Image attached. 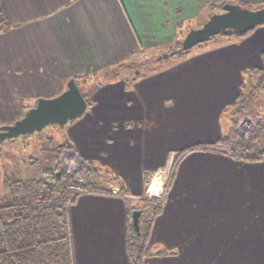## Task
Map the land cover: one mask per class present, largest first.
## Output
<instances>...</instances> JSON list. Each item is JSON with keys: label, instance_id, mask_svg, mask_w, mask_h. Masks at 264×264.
<instances>
[{"label": "crops", "instance_id": "crops-1", "mask_svg": "<svg viewBox=\"0 0 264 264\" xmlns=\"http://www.w3.org/2000/svg\"><path fill=\"white\" fill-rule=\"evenodd\" d=\"M214 1H0V125L74 79L87 107L63 126L65 135L74 153L118 180L116 190L77 192L68 203L72 264H264V158L254 155L255 144L229 143L239 147L232 153L212 145L234 133L227 107L244 71L264 65V24L142 75L111 73L178 44ZM172 160L151 217L135 196ZM141 233L138 247L153 249L138 262L128 245Z\"/></svg>", "mask_w": 264, "mask_h": 264}, {"label": "trees", "instance_id": "trees-1", "mask_svg": "<svg viewBox=\"0 0 264 264\" xmlns=\"http://www.w3.org/2000/svg\"><path fill=\"white\" fill-rule=\"evenodd\" d=\"M249 31L238 34L224 31L221 34L241 36ZM180 43L175 49L180 47ZM116 69L111 72L113 75L118 74ZM227 109L231 117L237 119L249 114L264 115V65L262 68L244 71L240 93ZM233 136L231 131L212 145L229 144ZM252 140L255 143L254 155L264 158V120L256 124ZM64 147L74 152L69 142L61 149H56L57 156ZM78 157L81 167L71 176L55 166L45 169L39 179L31 182L16 180L10 181L9 185L8 178L3 179L4 184L10 186L11 192L9 201L0 202V264H72L67 205L73 201L77 191L70 189V182L73 179L83 180L84 192H111L102 188L103 168ZM105 173L110 181L117 184L118 180L113 175L106 170ZM123 191L119 188L117 192ZM145 201L151 205L149 211L153 217L160 210L162 202L152 199ZM145 234L134 235L128 245L130 256L137 258L134 260L138 262L153 249L148 245L138 247L137 240L144 242Z\"/></svg>", "mask_w": 264, "mask_h": 264}, {"label": "rangeland", "instance_id": "rangeland-1", "mask_svg": "<svg viewBox=\"0 0 264 264\" xmlns=\"http://www.w3.org/2000/svg\"><path fill=\"white\" fill-rule=\"evenodd\" d=\"M228 1L230 0H215L212 5L208 6L209 10L202 12L201 15L196 20H194L195 22L192 23L191 27L193 28L191 29L202 26V24L209 18L210 15L221 12L223 5L229 3ZM250 7L252 9H256L258 6L250 5ZM185 34L180 37V41L183 39ZM221 36H223L221 33L216 34L210 39L195 45L189 50L168 55L167 57L162 56L175 50L177 44L174 43L171 46H166L167 48L160 47L159 51L157 50V52L152 51L146 55L143 54L134 56V59L130 60V62H126L125 65L119 68L117 67V70L120 72V74H125L126 77H133L136 75V73L142 75L154 69H158L170 62H173L174 60L186 57L207 44L211 45L217 40V38H222ZM258 118L259 120L256 123L263 121L264 115L261 113L249 114L239 119L234 116L231 124L234 128V136L229 143L235 145L239 144L243 146V148H247V150H249L252 145L255 144L252 140V137L254 136L256 127L255 119ZM245 120H247L248 123H246ZM69 142L70 141L65 135L64 127H60L57 124L46 125L41 130L30 134L19 135L17 137L7 138L2 141L0 140V202H7L10 199V181L13 182L17 180L24 183L37 180L40 178L45 169L54 168L55 166H58V169L61 172L69 176L77 171L81 167V162H79V164L76 166L77 160L79 159L76 153L68 150L66 147H64L58 156L56 153V149L58 147L61 149L65 143ZM221 148L224 151H239V147L237 148L236 146L235 148H231L228 144L222 145ZM174 164V160H172V166L169 171L173 168ZM103 174L104 177L102 178L101 184L103 186L102 188L113 191V189L116 187L115 183L109 180L105 170L103 171ZM4 178H8L9 185L6 186L4 184ZM151 180L153 179L148 180V183ZM82 184L83 180L73 179L70 182L69 187L75 191L83 190ZM145 195L146 191L142 196L135 197L140 200L141 207L147 210L151 205L147 204V201H145Z\"/></svg>", "mask_w": 264, "mask_h": 264}, {"label": "water", "instance_id": "water-1", "mask_svg": "<svg viewBox=\"0 0 264 264\" xmlns=\"http://www.w3.org/2000/svg\"><path fill=\"white\" fill-rule=\"evenodd\" d=\"M264 24V6L256 9L237 3H226L222 11L212 14L198 28L189 30L181 40L180 47L162 57L186 51L224 31L244 33ZM29 108L12 124L0 126V140L26 135L41 130L49 124L63 127L67 122L81 116L87 103L76 81L69 79L66 88L51 98H37L27 103ZM140 211L132 213V226L138 232Z\"/></svg>", "mask_w": 264, "mask_h": 264}, {"label": "built area", "instance_id": "built-area-1", "mask_svg": "<svg viewBox=\"0 0 264 264\" xmlns=\"http://www.w3.org/2000/svg\"><path fill=\"white\" fill-rule=\"evenodd\" d=\"M251 120V119H250ZM259 120L258 119H255V123ZM246 123L247 120H245ZM257 124V123H256ZM230 153H232L233 151H228ZM80 160L78 159L77 160V163H76V166L79 164ZM172 162H170L168 164V171L165 173L164 177L162 179H160V182H161V185H160V188L159 189H150L151 187V184L153 183V181L151 180L150 184L148 185L147 189H146V199H152V200H158L160 202H162L165 198V195H164V188L166 186V183L168 182V179H169V169L171 168V165ZM83 190H78L77 192H82Z\"/></svg>", "mask_w": 264, "mask_h": 264}, {"label": "bare ground", "instance_id": "bare-ground-1", "mask_svg": "<svg viewBox=\"0 0 264 264\" xmlns=\"http://www.w3.org/2000/svg\"><path fill=\"white\" fill-rule=\"evenodd\" d=\"M158 175H159V173H158ZM161 179V178H160ZM160 179L159 178H155L154 180H153V183L151 184V187H150V189H159L160 188V185H161V182H160Z\"/></svg>", "mask_w": 264, "mask_h": 264}]
</instances>
